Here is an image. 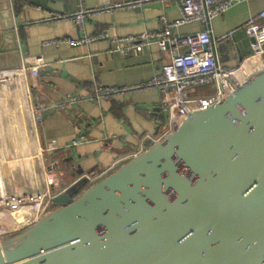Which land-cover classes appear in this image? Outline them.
Here are the masks:
<instances>
[{"label":"water","instance_id":"obj_1","mask_svg":"<svg viewBox=\"0 0 264 264\" xmlns=\"http://www.w3.org/2000/svg\"><path fill=\"white\" fill-rule=\"evenodd\" d=\"M9 8L0 0V69L20 64ZM77 191L55 194L37 222L4 237L0 264L264 263V62Z\"/></svg>","mask_w":264,"mask_h":264},{"label":"crops","instance_id":"obj_2","mask_svg":"<svg viewBox=\"0 0 264 264\" xmlns=\"http://www.w3.org/2000/svg\"><path fill=\"white\" fill-rule=\"evenodd\" d=\"M56 1L62 11L44 8L31 0H10L20 64L4 70L21 66L28 70L24 76H3L0 81L5 80L6 84L15 81L23 90L21 96L27 99L26 103L19 102L20 108L10 115L11 121H21L23 125L24 132L14 134L20 138L28 131V141L12 146L24 149L21 159H16L21 163L12 165L9 174L4 166L0 167V202L7 201L0 206V226L9 219L5 209H11L21 200L36 199L43 193V167L47 168L49 163H56L59 175L58 184L51 189L52 195L69 186L80 190L90 184L83 179L78 181L81 176L102 171L104 175L110 173L116 165L145 150L151 141L143 137L160 136L167 123V113L161 108L163 96L157 88L130 90L107 97L98 95L97 91L145 83L170 60V50H161L155 42L145 43L137 51L125 38L160 32L161 16L169 22L179 17L176 1ZM104 2L106 4H100ZM124 2L134 5L87 15L81 25L68 18L44 22L52 14H73L82 6L101 8ZM263 7L264 0H246L233 5L211 21L212 35L241 25ZM200 29V23H193L172 29L171 34L179 36ZM102 33L106 35L99 36ZM83 38L86 40L79 44L72 42ZM236 38L247 49L241 31ZM217 55L225 64L236 62L227 45L218 46ZM37 62L38 74L33 76L29 69ZM3 85L0 82V88ZM208 90L202 87L194 89L193 93L203 94ZM2 99L0 97V101ZM59 104H63V108H58ZM40 105L50 107L37 118ZM14 130L19 131V128ZM9 136L14 138L13 134L6 138ZM50 144L53 148H49ZM37 150L40 157L36 155ZM0 165L11 164L5 160L0 161ZM45 205L48 207L50 201Z\"/></svg>","mask_w":264,"mask_h":264},{"label":"built area","instance_id":"obj_3","mask_svg":"<svg viewBox=\"0 0 264 264\" xmlns=\"http://www.w3.org/2000/svg\"><path fill=\"white\" fill-rule=\"evenodd\" d=\"M10 1V0H9ZM148 1V0H145ZM165 1V0H164ZM179 17L172 22L161 16L162 29L157 33H145L138 37L128 36L125 41L139 51L145 43L155 42L161 50L169 49L170 60L161 65L157 74L142 84L124 87L122 89L103 88L97 91L103 97L111 96L120 92L137 90L142 88H157L162 93L161 108L167 113V123L164 132L156 137L144 136L151 143L160 140L169 131L181 124L189 112L195 109H205L220 102L224 95L231 94L235 88L246 80L248 75L264 62V7L256 14L251 15L241 25L229 31L213 36L210 23L216 17L224 14L233 5L246 0H175ZM134 3H116L108 7L86 8L82 6L73 14H52L44 19V22L58 21L61 19H72L78 25L82 24L83 18L90 14L103 11L123 9L133 6ZM200 23L202 29L184 35L174 36L171 30L183 25ZM241 31L246 39L247 49L243 42L236 38L237 32ZM106 35L104 33L99 36ZM92 39V38H91ZM252 39V40H251ZM86 39L73 40L79 44ZM227 45L231 55L235 59L232 65L221 62L217 55V47ZM243 54V52H245ZM38 62L29 69L31 75L38 74ZM25 67L18 69H0V77L25 75ZM15 81L9 82L14 84ZM8 84V83H7ZM207 87L209 90L203 94H194V89ZM63 104L57 105L63 108ZM50 106L40 105L37 107V118L39 113ZM49 148H53L50 144ZM115 166V165H113ZM112 166V167H113ZM111 167V168H112ZM105 171L81 176L83 179L93 183L103 177ZM45 182L44 192L36 199L21 200L8 212L9 219L4 226H0V241L7 235L14 234L29 225L37 222L44 213L46 203L54 196L51 189L58 184L59 175L56 163L51 162L43 167ZM7 204L2 200L0 206ZM264 264V263H262Z\"/></svg>","mask_w":264,"mask_h":264},{"label":"rangeland","instance_id":"obj_4","mask_svg":"<svg viewBox=\"0 0 264 264\" xmlns=\"http://www.w3.org/2000/svg\"><path fill=\"white\" fill-rule=\"evenodd\" d=\"M0 82H3V87L0 88V97H3V99L0 101V161L8 162L11 165H0V167L4 166L6 168L7 174L10 173V169L12 165L19 164L21 162L17 161L16 159H21V155L23 154L24 149H13V145L17 144H25L28 141V131H26V134L20 135L22 137H17L15 134L18 132L22 133L23 125L22 122H13L11 121L12 116L10 115L11 111L17 110L19 107V99L20 102H23L25 99L23 96H21V92L18 90V86L16 84H6L5 80H2ZM21 97L23 99H21ZM20 108V107H19ZM21 115V114H20ZM17 118V117H16ZM15 128H19L18 130H14ZM14 131V132H13ZM12 132V133H11ZM15 133V134H14ZM13 134L14 138L8 137L6 138V135ZM13 140H17L19 142L13 143ZM12 148V152H9V148ZM1 171V170H0ZM3 174V173H1ZM1 178V175H0ZM9 236V235H7Z\"/></svg>","mask_w":264,"mask_h":264},{"label":"bare ground","instance_id":"obj_5","mask_svg":"<svg viewBox=\"0 0 264 264\" xmlns=\"http://www.w3.org/2000/svg\"><path fill=\"white\" fill-rule=\"evenodd\" d=\"M12 86H13V84H12ZM20 92L22 91L23 92V90L21 89L20 90V88L18 89ZM23 93H21V95H22ZM21 99H23L22 97H21ZM26 99V98H25ZM27 100V99H26ZM21 100L19 99V102H20ZM20 103H26L25 101H23V102H20ZM38 149V148H37ZM36 155H38L39 157H40V153H39V150H37V154ZM45 188V187H44ZM44 192V191H43ZM3 199H5V197H3Z\"/></svg>","mask_w":264,"mask_h":264},{"label":"trees","instance_id":"obj_6","mask_svg":"<svg viewBox=\"0 0 264 264\" xmlns=\"http://www.w3.org/2000/svg\"><path fill=\"white\" fill-rule=\"evenodd\" d=\"M86 187H87V185L84 186V187H82V188H81L80 190H78L76 193H74L73 197H75L77 194H79L81 191H83Z\"/></svg>","mask_w":264,"mask_h":264}]
</instances>
